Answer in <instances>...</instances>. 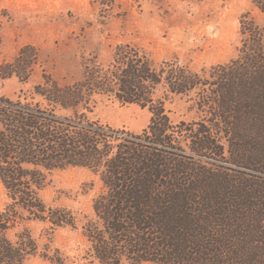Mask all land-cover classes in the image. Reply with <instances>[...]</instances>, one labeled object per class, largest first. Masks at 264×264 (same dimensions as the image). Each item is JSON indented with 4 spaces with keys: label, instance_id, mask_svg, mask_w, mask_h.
<instances>
[{
    "label": "trees",
    "instance_id": "trees-1",
    "mask_svg": "<svg viewBox=\"0 0 264 264\" xmlns=\"http://www.w3.org/2000/svg\"><path fill=\"white\" fill-rule=\"evenodd\" d=\"M253 3L261 19L242 15L236 56L200 72L118 44L105 63L85 58L78 81L43 74L30 99L0 95V264L38 254L27 223L77 227L43 195L68 167L102 183L82 226L88 263L264 264V0ZM13 74L30 75L3 77ZM160 85L191 99L199 118L173 122L153 97ZM96 95L147 106L148 125L127 134L90 120ZM40 255L68 264L50 243Z\"/></svg>",
    "mask_w": 264,
    "mask_h": 264
},
{
    "label": "rangeland",
    "instance_id": "rangeland-1",
    "mask_svg": "<svg viewBox=\"0 0 264 264\" xmlns=\"http://www.w3.org/2000/svg\"><path fill=\"white\" fill-rule=\"evenodd\" d=\"M244 14L261 19L253 0H0V95L30 99L43 74L60 84L78 81L85 58L105 63L118 44L144 51L156 66L178 61L200 72L236 56ZM15 68L30 75L23 82L14 74L3 77ZM153 97L164 101L173 122L200 116L191 99L164 86L155 87ZM91 104L90 120L127 134L140 133L151 118L147 106L113 95H96ZM101 190L99 177L87 168L53 171L44 198L70 208L77 227L50 232L47 224L27 223L39 252L26 264H52L40 255L45 243L68 256V264H95L84 257L82 226L93 216L92 200ZM5 202L0 183V209Z\"/></svg>",
    "mask_w": 264,
    "mask_h": 264
}]
</instances>
